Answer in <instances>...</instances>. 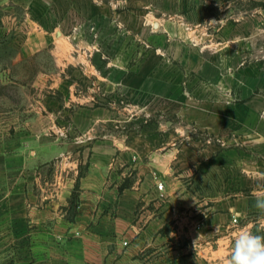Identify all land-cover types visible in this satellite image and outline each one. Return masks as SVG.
<instances>
[{
	"label": "crops",
	"instance_id": "1",
	"mask_svg": "<svg viewBox=\"0 0 264 264\" xmlns=\"http://www.w3.org/2000/svg\"><path fill=\"white\" fill-rule=\"evenodd\" d=\"M18 8L25 10L23 17H17ZM50 18L45 6L36 8L32 1L21 5L0 0V41L19 42L18 54L24 58L41 56L52 47L59 61L56 84L65 85L62 73L71 68L79 87L86 90L81 95L69 93V99L80 105L70 115V125L82 137L68 142L70 133L60 118L56 125L39 126V116L45 114L41 110L34 114L35 121L32 113H24L20 122L0 127V264H81V259L106 251L121 234L148 236L172 209L190 203L192 195L185 180L188 147L165 142L159 131L139 133L127 141L96 140L98 122L119 119L95 115L96 109L90 107L97 87L117 90L136 105L161 97L172 103L185 85V67L190 68L185 60L181 58L176 67L161 63L162 55L157 53L99 50L93 39L81 38L80 28L66 34L67 19L62 15L56 21ZM223 33L214 63L193 55L196 66L213 64L216 69L210 74L199 69L207 80L206 91L217 99L211 101L215 112L187 115L199 128L216 133L225 118L224 91L237 93L254 111L260 109L257 103L264 102V96H254L257 89L264 90V62L236 68L240 37L225 42ZM73 44L78 48L75 52ZM36 71L42 85L48 70L40 66ZM9 72L10 67L0 69V78L7 79ZM224 76L230 81L226 83ZM209 101L201 110L208 108ZM172 108L179 111L181 105L177 102ZM6 115L15 116L10 111ZM157 181L163 183V199L158 198ZM123 183L127 186L119 191ZM75 189L77 202L71 208Z\"/></svg>",
	"mask_w": 264,
	"mask_h": 264
},
{
	"label": "rangeland",
	"instance_id": "2",
	"mask_svg": "<svg viewBox=\"0 0 264 264\" xmlns=\"http://www.w3.org/2000/svg\"><path fill=\"white\" fill-rule=\"evenodd\" d=\"M15 1L21 5L32 1L36 8L45 6L48 17L55 21L62 15L67 19L66 34L73 35L80 28L81 38L93 39L96 49L157 53L162 55L161 63L179 67L183 58L190 67H185V85L172 103L161 97L136 105L117 90H95L90 105L96 109L95 115H118L119 119L98 122L96 140L127 141L139 133L159 131L165 142L185 145L191 152L187 154L190 164L185 180L192 195L190 203L172 209L167 220L160 219L161 226L148 236L121 234L106 251L81 259V264H225L241 228L254 232L264 229L254 207L256 195L264 193V102L257 103L260 109L254 111L237 93L224 91L225 118L217 133L199 128L187 118L214 111L211 101L217 99L206 91L207 80L200 70L210 74L216 69L213 64L196 66L193 55L214 63L222 32L225 42L240 37L242 50L236 68L264 62V0ZM16 11L17 17L24 16L25 10ZM9 42L0 41V69L10 67L8 78H0V127L20 122L24 113H32L35 121L34 114L41 110L45 114L39 116V126L56 125V118H60L70 133L68 142L82 137L70 125V115L80 105L69 99V93L81 95L86 90L79 87L71 68L62 73L65 85L56 84L59 61L52 47L41 56L24 58L18 54L20 43ZM76 50L73 44V52ZM40 66L48 70L43 86L36 71ZM231 66L227 69L229 78ZM254 96H264V90L257 89ZM181 100L189 103L185 106ZM207 100L211 104L201 110ZM177 102L179 111L172 108ZM8 111L15 116L6 115Z\"/></svg>",
	"mask_w": 264,
	"mask_h": 264
},
{
	"label": "clouds",
	"instance_id": "3",
	"mask_svg": "<svg viewBox=\"0 0 264 264\" xmlns=\"http://www.w3.org/2000/svg\"><path fill=\"white\" fill-rule=\"evenodd\" d=\"M258 222L264 225V193L257 194L254 203ZM225 264H264V229L241 228L234 237Z\"/></svg>",
	"mask_w": 264,
	"mask_h": 264
},
{
	"label": "trees",
	"instance_id": "4",
	"mask_svg": "<svg viewBox=\"0 0 264 264\" xmlns=\"http://www.w3.org/2000/svg\"><path fill=\"white\" fill-rule=\"evenodd\" d=\"M126 186H127V184L123 183V185L119 188V191H122L123 188L126 187ZM77 197H78V194H77L76 189H75V191H73V193L71 194V198H70V201H69V204H70L71 208H74L76 206Z\"/></svg>",
	"mask_w": 264,
	"mask_h": 264
},
{
	"label": "built area",
	"instance_id": "5",
	"mask_svg": "<svg viewBox=\"0 0 264 264\" xmlns=\"http://www.w3.org/2000/svg\"><path fill=\"white\" fill-rule=\"evenodd\" d=\"M155 188L158 191V198L163 199L165 197L164 191H163V183L160 181H157L155 184ZM126 245V243H124Z\"/></svg>",
	"mask_w": 264,
	"mask_h": 264
}]
</instances>
